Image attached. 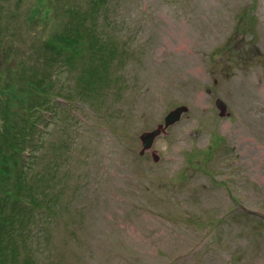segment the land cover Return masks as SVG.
<instances>
[{
	"label": "rangeland",
	"instance_id": "1",
	"mask_svg": "<svg viewBox=\"0 0 264 264\" xmlns=\"http://www.w3.org/2000/svg\"><path fill=\"white\" fill-rule=\"evenodd\" d=\"M93 1L0 0V264H264V0Z\"/></svg>",
	"mask_w": 264,
	"mask_h": 264
},
{
	"label": "trees",
	"instance_id": "2",
	"mask_svg": "<svg viewBox=\"0 0 264 264\" xmlns=\"http://www.w3.org/2000/svg\"><path fill=\"white\" fill-rule=\"evenodd\" d=\"M97 4H98L97 0H94L93 3H92L93 8H92L91 12L95 13V12L98 11L97 7H96ZM66 38H67V41L64 42V44H62L61 47H60L61 48V52H63L64 50L68 51L69 54L71 56H73V58H75L77 56V54L83 50V47L80 44L81 35H79L77 33L75 35H67ZM53 45L56 47L55 44H52V47H53ZM112 45L113 44H111L110 42L108 44H105L103 41H102V43H98V42L94 41V45L92 44L93 51L91 53V61L89 63V68L86 71V73L88 72V74H87V77H85L84 89L87 88V86H89L88 90H93L92 84L95 81V79L97 77H101V75L103 76V74H107L108 65H109V62H111V60H112L111 56H112V53L114 51V48L112 47ZM101 71H103L104 73L101 72ZM5 122H6V120H4V122L1 121V126H0V134L1 135L3 134V132L1 133V130H2V127L5 125ZM7 127H9V129H11V127L9 125H7ZM10 135H12V134H10ZM22 138L23 137L21 135L17 136L16 138H15V136H14V138H10L9 137V140H8L9 148L15 146V144L18 143L20 140L23 141ZM5 158L6 157H3V159H4L3 163L5 161H7V159H8V158H6V159ZM10 162L13 165H16V162H18V160L11 159ZM4 165L6 166L7 169H5L3 167ZM3 166L1 167V170H0L1 174L3 175V177L1 175V179L0 180L7 179L9 177L10 171H11L8 168L7 164H3ZM2 192H5L6 194H10L11 196H16L15 194L12 195L13 192L10 189H8L7 187L4 188V189L0 188V194ZM8 198L9 199H7L5 197H2V202H5V201H9L10 202V200H13L10 197H8ZM18 198H20V197H18ZM12 219H14V218H12ZM12 219L8 218L3 213H0V246L1 245H6V243H8V241L11 238V234L13 233L11 226H13V225H9V222ZM0 254H2V251H1Z\"/></svg>",
	"mask_w": 264,
	"mask_h": 264
},
{
	"label": "water",
	"instance_id": "3",
	"mask_svg": "<svg viewBox=\"0 0 264 264\" xmlns=\"http://www.w3.org/2000/svg\"><path fill=\"white\" fill-rule=\"evenodd\" d=\"M215 108L219 111L220 117L229 116V112H227V105L219 98L215 100ZM189 111V108L186 106H178L170 111L163 120V123L157 125L156 129L148 132H143L139 136V140L141 142L142 148L139 154L142 156L147 151L152 149L154 141L162 136L165 135L167 129L177 122L180 121L181 117ZM159 160L158 155H153V161L157 162Z\"/></svg>",
	"mask_w": 264,
	"mask_h": 264
}]
</instances>
